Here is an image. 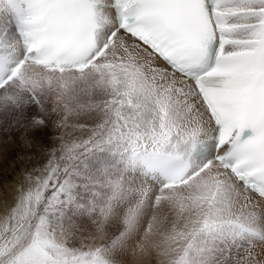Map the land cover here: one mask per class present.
<instances>
[{
    "label": "snow or ice",
    "instance_id": "obj_1",
    "mask_svg": "<svg viewBox=\"0 0 264 264\" xmlns=\"http://www.w3.org/2000/svg\"><path fill=\"white\" fill-rule=\"evenodd\" d=\"M0 134V264H264V0H0Z\"/></svg>",
    "mask_w": 264,
    "mask_h": 264
},
{
    "label": "rangeland",
    "instance_id": "obj_2",
    "mask_svg": "<svg viewBox=\"0 0 264 264\" xmlns=\"http://www.w3.org/2000/svg\"><path fill=\"white\" fill-rule=\"evenodd\" d=\"M55 135H58V132L53 127L46 129L43 138L46 148L52 145ZM5 140L8 141L7 144H5ZM28 155L30 157L28 160L22 159L21 148L14 144L13 140H8L7 137L0 134V199L6 195L11 196L13 188L16 187V182L25 169L31 170L33 167H39V157L34 155L32 151H29Z\"/></svg>",
    "mask_w": 264,
    "mask_h": 264
}]
</instances>
